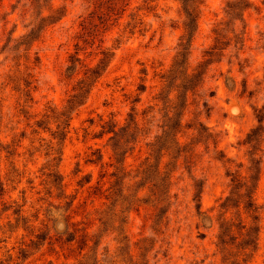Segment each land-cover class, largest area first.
<instances>
[{
    "label": "rangeland",
    "instance_id": "374dc122",
    "mask_svg": "<svg viewBox=\"0 0 264 264\" xmlns=\"http://www.w3.org/2000/svg\"><path fill=\"white\" fill-rule=\"evenodd\" d=\"M241 1L203 0L200 6L189 70L205 61L206 75L188 95L179 135L182 143L194 142V153L189 164L180 160L170 167L172 205L161 227H155L147 188L126 213L121 199L116 198L115 207L107 199L115 170L111 134L101 133L116 125L130 126L136 134L126 159L132 180L123 198L138 190L136 176L150 153L149 143L162 134L166 110L156 98L164 86L161 75L172 67L184 35L180 2L131 0L125 12L123 6L105 21L100 8L110 0H41L38 7L36 0H0V264H79L95 241L101 264H223L216 247L219 205L230 193L229 175L247 177L254 159L262 161L255 196L260 232L246 264H264V121L260 146L254 149L247 142L260 126L259 117L264 118V0ZM245 5L242 17L237 16ZM50 15L58 21L26 50L21 37ZM78 50L81 62L73 64ZM103 50L114 57L73 113L66 141L58 145L56 124L50 121L43 130L38 123L47 124L53 111L63 110ZM25 81L33 98L27 103ZM199 123L212 135L208 142L196 139ZM58 149L60 163L53 161ZM97 150L103 160L87 163ZM170 160L165 156L163 162ZM53 172L63 181L62 191L53 186ZM195 184L203 186L201 211L213 223L198 216ZM19 208L29 221L28 231L22 223L16 229ZM112 213L114 226H103L100 220ZM228 216L235 217V211ZM66 221L79 225L68 229ZM49 232L45 242H37L36 235ZM68 232L75 241H66ZM84 233L91 241L82 252ZM124 243L129 255L121 250Z\"/></svg>",
    "mask_w": 264,
    "mask_h": 264
},
{
    "label": "trees",
    "instance_id": "16d2710c",
    "mask_svg": "<svg viewBox=\"0 0 264 264\" xmlns=\"http://www.w3.org/2000/svg\"><path fill=\"white\" fill-rule=\"evenodd\" d=\"M41 0H36L35 7H38V3ZM46 2L47 0H43ZM100 1V0H99ZM131 0H110V5L106 8L101 7L103 11L102 15L106 18L105 21H110L111 18L118 14L119 10L124 6V12L126 7L129 6ZM182 6L184 22V35L181 37L178 44V52L172 67L164 74L161 75V81L164 86L162 91L156 99L162 102L166 114L163 116L164 124L162 127V134L157 135L152 142L149 143L150 153L145 158V162L141 166V172L136 178H139V182L136 183L138 190H130L128 194H124L123 191L129 192L127 187L128 179L126 159L130 151L133 150L131 144L136 141L135 133L131 130L130 126L117 128L116 125L109 128L108 131H103L101 134H111L109 142L111 143L113 151L114 163L111 164L114 170L110 177L113 179L111 191L107 199L112 200L111 205L115 207L117 204L116 198L121 199V207L123 212H129L133 207H136L141 199L138 197L139 192L142 189L147 188L152 198V206L155 209L153 216V226L161 227L164 218H166L171 205H172V176L173 170L170 167L179 163L180 160L184 164H189L194 153V142L182 143L179 135L183 127V116L188 105V95L195 92L204 82L207 62L200 63L193 71L189 70V59L191 54V47L198 31V23L200 17V6L203 0H178ZM243 0L239 3H246ZM247 8L241 7L238 11L239 17H242V13ZM105 9V10H104ZM240 19V18H239ZM58 19L54 16L41 17L39 23L35 25L29 33L21 37V45L27 47L26 50L37 42L43 33V31L50 25L56 23ZM86 30V27H84ZM17 47V46H16ZM19 48L15 49L18 50ZM80 51L76 53V58L72 59V63L81 62L78 55ZM103 56L99 63L95 67H89L84 74V78L81 79L74 89V94L67 100L65 107L62 111H53L52 117H47L46 122L38 123V127L48 130L50 121L56 124V131L53 133L54 138L57 139L58 145H62L70 133L71 121L73 113L81 106H83L92 90L94 85L103 76L107 67L110 65L114 53L103 50L101 52ZM72 66L68 68V71L72 70ZM141 91H145L146 87L141 86ZM22 93L26 98L25 103L32 101L31 87L28 81H25ZM260 126L254 129L248 136V144L252 148L257 149L260 146L263 138V126L264 118L258 119ZM47 125L46 127H43ZM197 138L202 140H208L212 138V135L208 133L207 129L202 123H199V128L196 127ZM208 136V137H205ZM205 138V139H204ZM201 142V141H199ZM61 150H55L54 154H57L53 158V161L61 162ZM165 156L170 157V161L163 162ZM103 160L102 153L100 151H94L92 157L87 160V163L96 164ZM57 163V164H58ZM261 160H252V165L248 169L249 175L247 177H241L240 175L230 174L231 177V190L229 195L221 201L219 207L222 212L219 216L218 222V234L216 247L218 253L222 256L223 264H246L251 258L253 253L257 250L259 232H260V207L256 202V193L258 189V183L262 174ZM53 174V175H52ZM54 180L53 186L61 190L63 189V181L60 179V175L57 172H53ZM90 182V181H88ZM203 192V186L195 184L194 201L197 202L198 216L203 221H210L213 223V218L206 215L201 211V195ZM235 211V217H229V214ZM15 215L18 216L16 229L22 227L25 231L30 229L29 221L23 216V210L21 208L15 210ZM243 215H246L245 217ZM49 218L53 217V214H48ZM116 215H105L103 221L100 220L103 226H114L116 222ZM22 226L20 227V224ZM79 225L77 222H67L66 226L69 229L71 226L76 227ZM84 230V229H83ZM49 233H42L36 235L37 242H45ZM68 235L67 242L75 241V235L73 233H66ZM83 237L86 239V244L82 248V252L88 249L89 235L84 233ZM99 235H93L92 238H98ZM126 240V237L122 239ZM122 242V241H121ZM32 244L33 241H32ZM98 243L95 241L94 245L81 256L79 264H101L102 261L97 255ZM124 251V255H129L128 246L124 243V247L121 249ZM110 257V255H106ZM24 257V256H23ZM107 259V257H106ZM111 259H113L111 257ZM115 260H111L114 263Z\"/></svg>",
    "mask_w": 264,
    "mask_h": 264
},
{
    "label": "clouds",
    "instance_id": "9594fccd",
    "mask_svg": "<svg viewBox=\"0 0 264 264\" xmlns=\"http://www.w3.org/2000/svg\"><path fill=\"white\" fill-rule=\"evenodd\" d=\"M60 227H63L62 225H60Z\"/></svg>",
    "mask_w": 264,
    "mask_h": 264
}]
</instances>
